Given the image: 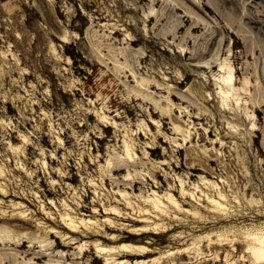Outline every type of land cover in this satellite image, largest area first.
<instances>
[{"label":"rangeland","instance_id":"rangeland-1","mask_svg":"<svg viewBox=\"0 0 264 264\" xmlns=\"http://www.w3.org/2000/svg\"><path fill=\"white\" fill-rule=\"evenodd\" d=\"M263 250L264 0H0V264Z\"/></svg>","mask_w":264,"mask_h":264},{"label":"bare ground","instance_id":"bare-ground-1","mask_svg":"<svg viewBox=\"0 0 264 264\" xmlns=\"http://www.w3.org/2000/svg\"><path fill=\"white\" fill-rule=\"evenodd\" d=\"M223 81L225 82V84L227 85V86H232V84H231V75L230 74H228L226 77H224L223 78ZM230 89V88H229ZM223 92V91H222ZM224 93H225V91H224ZM226 94V93H225ZM225 94H223L224 96H225ZM71 244V243H70ZM119 247L120 248H122L123 250H125L128 254H136L135 252H134V249H135V247H131V246H129V244H124V243H122V244H120L119 245ZM114 250V248L112 249L111 247H108V248H106V247H102V248H100V250ZM116 249V248H115ZM142 249V248H141ZM143 250V249H142ZM264 251V250H263ZM259 255V254H258ZM256 259V258H255ZM257 259L259 260L257 263H264V261H262L261 259H263V257H261L260 255H259V257H257ZM261 260V261H260ZM257 260H255V262H256Z\"/></svg>","mask_w":264,"mask_h":264}]
</instances>
